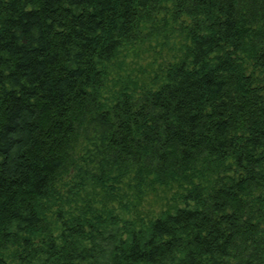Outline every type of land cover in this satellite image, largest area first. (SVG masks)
I'll return each instance as SVG.
<instances>
[{
	"label": "trees",
	"instance_id": "obj_1",
	"mask_svg": "<svg viewBox=\"0 0 264 264\" xmlns=\"http://www.w3.org/2000/svg\"><path fill=\"white\" fill-rule=\"evenodd\" d=\"M0 264H264V0H0Z\"/></svg>",
	"mask_w": 264,
	"mask_h": 264
}]
</instances>
